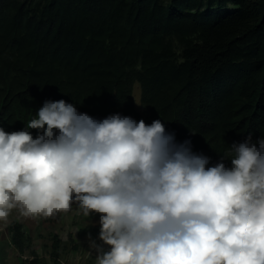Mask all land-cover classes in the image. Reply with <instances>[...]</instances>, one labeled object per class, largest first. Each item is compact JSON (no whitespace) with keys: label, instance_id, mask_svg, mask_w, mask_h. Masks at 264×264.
Returning a JSON list of instances; mask_svg holds the SVG:
<instances>
[{"label":"trees","instance_id":"1","mask_svg":"<svg viewBox=\"0 0 264 264\" xmlns=\"http://www.w3.org/2000/svg\"><path fill=\"white\" fill-rule=\"evenodd\" d=\"M61 99L98 120L160 119L211 167L264 137V0H0V128ZM24 235L15 222L20 249Z\"/></svg>","mask_w":264,"mask_h":264},{"label":"clouds","instance_id":"2","mask_svg":"<svg viewBox=\"0 0 264 264\" xmlns=\"http://www.w3.org/2000/svg\"><path fill=\"white\" fill-rule=\"evenodd\" d=\"M209 163L160 119L45 100L24 129L0 128V222L75 204L99 215L95 264H264V137Z\"/></svg>","mask_w":264,"mask_h":264},{"label":"rangeland","instance_id":"3","mask_svg":"<svg viewBox=\"0 0 264 264\" xmlns=\"http://www.w3.org/2000/svg\"><path fill=\"white\" fill-rule=\"evenodd\" d=\"M136 107H141V90L134 87ZM22 223L25 230L24 248L14 245L12 226ZM99 215L85 216L73 204L67 213L54 217L31 218L13 210L7 223L0 222V264H95V251L89 247V234L97 244L99 236ZM55 235L60 240L59 257L55 258L53 242ZM105 250L108 246L105 245Z\"/></svg>","mask_w":264,"mask_h":264}]
</instances>
